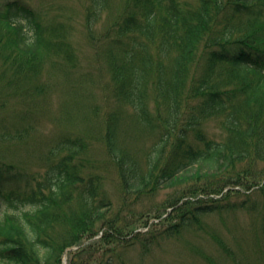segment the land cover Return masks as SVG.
I'll return each instance as SVG.
<instances>
[{
    "label": "trees",
    "instance_id": "trees-1",
    "mask_svg": "<svg viewBox=\"0 0 264 264\" xmlns=\"http://www.w3.org/2000/svg\"><path fill=\"white\" fill-rule=\"evenodd\" d=\"M22 1L5 0L0 12V64L9 74L0 109L11 106L16 114L15 123L0 122V140H12L13 128L26 131L36 125L39 116L34 115L49 90L39 78L45 60L64 56L74 63L77 58L66 25L45 29L36 10ZM109 1L87 0L89 21ZM122 4L120 18L106 30L87 28L93 43L102 45L100 54L114 73L111 94L120 102L103 116L99 138L87 131L62 132L41 169L23 168L0 155V264H63L74 246L68 264H127L136 245L148 252L163 237L198 225L204 214L255 210L259 204L251 194L264 193V0ZM56 64L51 65L60 69ZM122 104L134 108L151 140L143 147V160L140 150L120 142V136L126 138ZM211 119L221 120L225 139L207 133L205 122ZM98 141L107 154L100 167L109 174L96 171L98 161L86 156ZM106 179L119 184L123 199L117 213ZM179 181L193 182L194 195L206 198L168 199L173 210L161 221L173 217L177 222L137 230L140 222L125 212L130 204ZM223 248L231 254L227 245Z\"/></svg>",
    "mask_w": 264,
    "mask_h": 264
},
{
    "label": "rangeland",
    "instance_id": "rangeland-1",
    "mask_svg": "<svg viewBox=\"0 0 264 264\" xmlns=\"http://www.w3.org/2000/svg\"><path fill=\"white\" fill-rule=\"evenodd\" d=\"M4 1L0 0V12L4 9ZM26 1L36 10L45 29L57 22L66 25V39L72 41L77 56L74 63H69L64 56H55L52 61L45 60L39 78L48 84L49 90L46 92V99L43 100L44 105L38 106L37 112L35 111L34 117L39 116L36 125L31 127L28 125L26 131L13 128L15 135L12 140H0V155L20 165L22 163L23 168L41 169L45 165V158L48 157L47 150L62 132L77 136L87 131V136L99 138L105 124L103 116L107 118L108 113H112L120 103L114 93L113 97L111 94L114 90V73L109 67V61L100 54L102 45L98 43L97 46L93 43L87 35V28L91 24L99 33L106 30L120 18L125 4H122L123 0H110L107 8L97 15V19L93 17V20L89 21V13L87 14L89 10L88 8L85 10L87 0ZM163 58L169 64L170 58L167 55H163ZM53 61L57 62L56 65L60 69L52 67ZM1 67L0 64V92H6L9 74L4 75ZM148 104H151L154 110L155 98H151ZM122 106L121 131L125 133L126 138L120 136V142L128 148L140 150L139 157L143 160L145 155L143 147L146 140L148 142L151 140L146 138L147 130L139 118L133 115L134 108L128 104ZM163 107H166V102L161 107L162 111ZM4 119L9 123H15L16 114L11 106L0 109V122ZM205 127L208 134L225 139L226 132L221 120H208ZM17 131H20V134L16 133ZM86 156L98 161L99 168L96 171L101 172L100 166L107 162L103 142H96ZM102 172L109 174L107 171ZM110 174L113 176L114 171L112 170ZM263 184L264 181L261 185ZM106 185L115 202L113 211L117 213L121 209H118V206L123 199L118 181L106 179ZM260 186L250 191L253 192ZM197 188L189 181L165 186L159 188L154 195L144 196L133 205L131 203L132 209L125 212L131 215L132 221L140 222L137 230L147 232L154 223L164 221L161 219L166 217V212L173 210L168 199L172 200L183 194L184 199L190 196H193V199L194 197L205 199L206 195L202 193H198L199 196L194 195ZM127 200L132 201L131 198ZM251 200L259 203L255 210L245 209L224 214L215 211L204 214L198 225H187L179 235L163 237L160 243L148 252H143L141 246L136 245L132 248H135L134 250L128 252L127 264H264V193L254 192L251 194ZM162 204H165L164 208L157 212V207ZM134 212L136 215H133ZM160 212L164 215L156 218V214ZM140 217L142 219H139ZM176 222L172 217L162 223V228L166 223L171 225ZM101 233L103 231L100 230L98 236ZM224 245L230 248V255L223 248Z\"/></svg>",
    "mask_w": 264,
    "mask_h": 264
}]
</instances>
